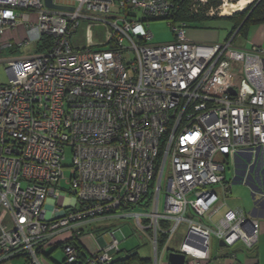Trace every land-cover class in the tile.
Returning a JSON list of instances; mask_svg holds the SVG:
<instances>
[{"label":"built area","instance_id":"built-area-1","mask_svg":"<svg viewBox=\"0 0 264 264\" xmlns=\"http://www.w3.org/2000/svg\"><path fill=\"white\" fill-rule=\"evenodd\" d=\"M52 3L73 9L0 0V52L51 39L43 52L0 58V264H44L66 231L64 264H111L117 240L81 258L72 242L85 222L110 216L135 219L152 264L169 251L206 264L213 249L254 247L258 221L228 208L225 172L240 152L264 163V48H236L234 35L188 41L177 0ZM153 19L169 22L172 41H151L144 22Z\"/></svg>","mask_w":264,"mask_h":264},{"label":"crops","instance_id":"crops-1","mask_svg":"<svg viewBox=\"0 0 264 264\" xmlns=\"http://www.w3.org/2000/svg\"><path fill=\"white\" fill-rule=\"evenodd\" d=\"M21 30L18 29L19 34H21ZM12 35V32H8L5 38L8 39ZM234 36L232 38V45L236 48H249L253 44L264 48V22L250 26L243 35L238 34ZM237 38L241 42L235 45L233 43ZM224 40H227V36ZM198 41L213 43V41L218 40L215 34L210 32L199 33ZM234 163V168L231 169L232 175L230 180H232V186L230 196L227 199V206L236 213L248 214L258 221L257 243L252 248H246L243 245L237 244L233 248V251L223 253L219 257L216 256L213 249L211 259L206 264H264V163L260 155L251 152L238 153L234 158ZM129 217L131 216H110L100 220L87 221L81 226L79 237L74 242L81 245L87 253L92 254L115 239L118 242L120 250L123 251L124 248L121 245L127 242V239L130 237L125 238L121 231L126 226L132 225L130 222L121 221V219H130ZM140 233L148 237L142 230H140ZM141 234L138 237L142 238ZM70 236L71 233L69 231L56 235L52 243L46 248L45 256L54 260L56 264H62V262L59 263L54 258V253L58 248H61V243L67 241ZM85 236L92 239L91 244L84 241ZM178 242L176 241L174 245L176 246ZM125 251L126 254L128 252H135L141 257L134 248ZM166 257L167 255L162 256V264L168 263Z\"/></svg>","mask_w":264,"mask_h":264},{"label":"rangeland","instance_id":"rangeland-1","mask_svg":"<svg viewBox=\"0 0 264 264\" xmlns=\"http://www.w3.org/2000/svg\"><path fill=\"white\" fill-rule=\"evenodd\" d=\"M220 2H221L220 7L222 5L223 6L220 9H217L215 11V13L212 15L213 17L214 16H217V17L211 18L207 21V25H209L208 28L199 27L198 23H187L186 39L188 41L199 42L198 41V34L199 33H210V32L215 34V36L219 42H222L225 39V37L228 34V31L231 29V23L232 22L230 19L223 17V16H227V15H223V16L220 15L219 16V13L223 11V7L226 4H228L230 2H234V1L220 0ZM226 8H227V6H226ZM122 12L123 11L121 9H118L117 7H115V8L111 9L110 14L120 16L122 14ZM137 15L139 17H141L140 13H138ZM147 22H148V24H147ZM147 22H144V25L147 29H149L151 31V33L153 35V38L151 40L152 42L163 43V42L172 41L174 39V33L172 31L171 25L165 19H153V20H149ZM119 23H121V22L119 21ZM204 31H207V32H204ZM218 41H215V42H218ZM240 42H241L240 39L237 38L233 44L237 45ZM40 43H41V41L38 43H33L31 45H27V46H17L15 44L12 46H7L0 52V58L5 61L8 59H15V58H20V57H24V56H32L36 52H38L37 50H38V46ZM204 43H206V42L204 41ZM6 66H7V64L5 62H0V83L8 81V76H7L6 71H5ZM66 163L69 164L70 160L69 159L66 160ZM64 173H65V176L68 177L70 174L69 169L66 168ZM225 173H226L227 179H230L231 175H232V171L227 170ZM236 184H239V183H236ZM61 187L64 189L66 188V185L63 181L61 182ZM163 198H164V191L161 192L160 197H159V209L160 210H162ZM129 218L130 219H127V218L121 219V221L130 222L132 226L128 225L125 228H123L121 231L125 238L126 237L127 238L130 237V238L127 239V242H125L124 244L121 245V247L124 248V250L121 251L122 253L120 252L119 254L125 256V254H126L125 250H130V248H134V250L136 249L138 251V254L141 257L153 259V249H152V245H151L149 238L140 233V229L135 225L136 224L135 219L133 217H129ZM136 227H137V229H136ZM183 232H184V227L180 225L179 229L177 230L176 234L174 235L173 239L171 240V245H174L176 241L180 240ZM139 234H141L143 237L142 238L138 237ZM96 236H97V233H96ZM84 241L89 243V244L92 243L91 242L92 239L87 238L86 236L84 238ZM212 247H213V241L211 244V248ZM54 254H55L54 258H56V260L59 263L62 262V264H64V253H63L62 248H58V250H56V252ZM92 254H94V253H92ZM161 261H162V259H161ZM15 262H17V261H15ZM44 264H56V263L54 260L48 258L47 256H44Z\"/></svg>","mask_w":264,"mask_h":264},{"label":"trees","instance_id":"trees-1","mask_svg":"<svg viewBox=\"0 0 264 264\" xmlns=\"http://www.w3.org/2000/svg\"><path fill=\"white\" fill-rule=\"evenodd\" d=\"M194 1L195 0H177L178 7L174 13V18L185 22L186 26L187 23H198L199 27H208L209 25H207V21L217 16L213 17L208 15L207 10L219 7L221 5L220 0H206L204 3L197 1L196 3L198 6L192 8L191 5ZM223 17L230 19L232 22L227 39L231 38L235 33L236 35H243L250 26L264 22V0H252L243 10L235 11L232 14ZM50 41V37L44 36L37 51L43 52L44 50H47ZM164 238L165 235L161 234L160 240L163 241ZM72 242L77 246L81 258L86 251L77 242H74L73 240ZM133 261H137L139 264H152L150 258H141L135 252H128L125 256L118 254L111 264H131ZM75 264H83V261L81 260Z\"/></svg>","mask_w":264,"mask_h":264},{"label":"water","instance_id":"water-1","mask_svg":"<svg viewBox=\"0 0 264 264\" xmlns=\"http://www.w3.org/2000/svg\"><path fill=\"white\" fill-rule=\"evenodd\" d=\"M44 4L49 8H55V9H64V10H72L73 7L71 6H64V5H58L52 3V0H44ZM101 16H105L104 14H99ZM220 245H223V242H219ZM167 262L168 264H186L185 263V256L183 253L175 252V251H169L167 253ZM131 264H139L137 261H133Z\"/></svg>","mask_w":264,"mask_h":264},{"label":"bare ground","instance_id":"bare-ground-1","mask_svg":"<svg viewBox=\"0 0 264 264\" xmlns=\"http://www.w3.org/2000/svg\"><path fill=\"white\" fill-rule=\"evenodd\" d=\"M252 0H237L234 2H230L228 4H226L223 7V11L221 12V15H230L235 11H240L242 9H244V7L249 4ZM227 6V8H226Z\"/></svg>","mask_w":264,"mask_h":264}]
</instances>
